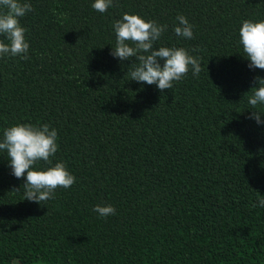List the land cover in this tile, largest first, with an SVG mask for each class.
<instances>
[{"label": "trees", "instance_id": "obj_1", "mask_svg": "<svg viewBox=\"0 0 264 264\" xmlns=\"http://www.w3.org/2000/svg\"><path fill=\"white\" fill-rule=\"evenodd\" d=\"M28 2V59L0 57V140L48 124L58 150L35 167L63 162L76 180L42 206L0 151V264H264V207L252 206L264 197V123L248 109L264 70L239 43L264 0H113L104 13L94 0ZM124 13L166 25L154 46L184 48L199 75L163 92L130 80L135 57L111 54ZM178 15L192 39L175 34Z\"/></svg>", "mask_w": 264, "mask_h": 264}, {"label": "clouds", "instance_id": "obj_2", "mask_svg": "<svg viewBox=\"0 0 264 264\" xmlns=\"http://www.w3.org/2000/svg\"><path fill=\"white\" fill-rule=\"evenodd\" d=\"M110 6H114L113 0H94L92 4V8L100 13L106 12ZM31 11L33 7L28 0H0V37H4L0 40V57L19 56L28 59L29 44L20 18ZM176 20L175 34L192 39L193 26L188 19L178 15ZM113 28L116 43L111 54L120 61L135 57V62H138L130 72V80L155 84L163 92L172 89L173 83L185 77L190 69L194 76L202 71L199 59L189 55L184 48L154 46L166 31V25L146 21L137 14L124 13L121 19L114 22ZM239 37L243 56L250 61L248 67L264 70V21H243ZM256 85L250 89L248 109L253 110L249 118H254L260 124L264 123L261 120L264 111L258 110V106L264 105V77H256ZM57 136V130L46 123L40 126L16 124L6 128L0 140V151H6L12 174L18 179L24 178L26 174L24 199L42 206L54 198L57 188L67 189L76 180L63 162H57L46 169L35 167L39 161L52 164L51 158L58 150ZM252 206L264 207V197ZM93 211L100 217L116 214V209L110 204H97Z\"/></svg>", "mask_w": 264, "mask_h": 264}]
</instances>
